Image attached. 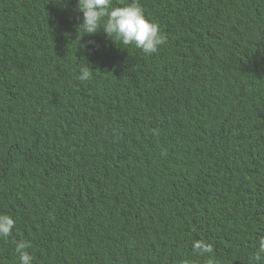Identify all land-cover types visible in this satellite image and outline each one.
Masks as SVG:
<instances>
[{
    "label": "trees",
    "instance_id": "trees-1",
    "mask_svg": "<svg viewBox=\"0 0 264 264\" xmlns=\"http://www.w3.org/2000/svg\"><path fill=\"white\" fill-rule=\"evenodd\" d=\"M136 2L166 37L151 55L85 34L78 0H0V264L23 242L32 264H174L197 240L253 264L264 0Z\"/></svg>",
    "mask_w": 264,
    "mask_h": 264
},
{
    "label": "clouds",
    "instance_id": "clouds-1",
    "mask_svg": "<svg viewBox=\"0 0 264 264\" xmlns=\"http://www.w3.org/2000/svg\"><path fill=\"white\" fill-rule=\"evenodd\" d=\"M78 10L83 13V32L87 35L96 34L101 28L104 33L112 37L108 38L112 44L121 43L125 46L135 45L146 55L158 51L163 45L166 37L160 32L159 25L146 17L144 9L136 2L123 6L113 5L112 0H78ZM84 34V35H85ZM87 47V45H83ZM90 72L87 68L80 70L79 79H89ZM16 221L8 214H0V237L7 238L11 235ZM259 251L253 255V264L261 261V253H264V237L258 241ZM29 242L19 243L16 246L19 264H32L33 257L26 249L30 247ZM195 250L187 259L174 264H217L212 256L213 247L204 240H197L192 245Z\"/></svg>",
    "mask_w": 264,
    "mask_h": 264
}]
</instances>
